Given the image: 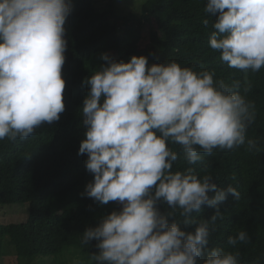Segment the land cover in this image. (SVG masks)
Listing matches in <instances>:
<instances>
[{
	"label": "clouds",
	"instance_id": "1",
	"mask_svg": "<svg viewBox=\"0 0 264 264\" xmlns=\"http://www.w3.org/2000/svg\"><path fill=\"white\" fill-rule=\"evenodd\" d=\"M71 11V0H0V141L26 140L64 112ZM204 11L216 16L210 47L219 59L246 74L260 71L264 0H206ZM101 59L106 63L85 81L78 154H87L93 174L84 194L121 207L82 233L81 244L94 241L98 251L71 264H243L238 246L249 243L247 231L229 235L227 247L210 246L222 205L229 196L239 200V191L219 187L207 166L201 175L173 165L181 155L188 165L201 163L215 149L260 151L247 136L257 115L246 95L251 82L245 80L242 94L239 80L214 79L213 71L174 60L149 65L145 55L125 62L107 52ZM204 206L214 211L197 219L193 213Z\"/></svg>",
	"mask_w": 264,
	"mask_h": 264
},
{
	"label": "trees",
	"instance_id": "2",
	"mask_svg": "<svg viewBox=\"0 0 264 264\" xmlns=\"http://www.w3.org/2000/svg\"><path fill=\"white\" fill-rule=\"evenodd\" d=\"M104 1L71 0L62 66L65 110L60 119L41 124L26 140L0 141V203H29L27 221L0 224V236L9 235L17 255L28 259L57 255L71 246L98 251L94 241L81 244L82 233L121 205H100L84 194L93 180L85 167L87 154H78L85 138L82 106L90 91L85 81L106 63L102 53L125 62L132 55H145L149 65L174 60L196 71H213L214 79L239 80L242 94L245 80L251 82L246 95L255 103L257 115L247 136L259 141L260 151L248 152L244 146L215 149L194 165L186 164L181 155L173 168L193 167L203 175L207 166L219 187L230 184L239 191V200L229 196L222 205L223 219L216 222L210 246L227 247L229 235L245 230L250 241L238 246L243 264H253L258 258L264 264V67L246 74L219 59L220 52L210 47L216 16L204 11L206 0H144L139 16L124 17L116 12L114 0ZM204 19L209 20L207 27ZM146 23L149 29L143 40L141 26ZM154 29L164 33L158 35ZM170 146L179 150V145ZM159 207L167 210L166 204ZM213 211L204 206L193 215L206 218Z\"/></svg>",
	"mask_w": 264,
	"mask_h": 264
},
{
	"label": "rangeland",
	"instance_id": "3",
	"mask_svg": "<svg viewBox=\"0 0 264 264\" xmlns=\"http://www.w3.org/2000/svg\"><path fill=\"white\" fill-rule=\"evenodd\" d=\"M103 1V0H102ZM144 0H114V7L119 16L140 15L141 6ZM107 0L103 2L106 4ZM99 6L102 7L99 3ZM122 17V19H124ZM144 32V38L148 34L149 23L141 26ZM158 35H162L164 31L156 30ZM29 217V203H0V224L22 223L27 221ZM91 253L82 247L71 246L66 248L62 253L57 255H39L35 258L28 259L20 257L15 252L14 245L10 242L9 235L0 236V264H71L73 257L86 259Z\"/></svg>",
	"mask_w": 264,
	"mask_h": 264
}]
</instances>
